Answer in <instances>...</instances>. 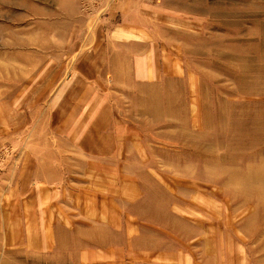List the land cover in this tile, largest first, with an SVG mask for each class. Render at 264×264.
Returning a JSON list of instances; mask_svg holds the SVG:
<instances>
[{"label": "rangeland", "instance_id": "1", "mask_svg": "<svg viewBox=\"0 0 264 264\" xmlns=\"http://www.w3.org/2000/svg\"><path fill=\"white\" fill-rule=\"evenodd\" d=\"M0 137V264H264V0H0Z\"/></svg>", "mask_w": 264, "mask_h": 264}, {"label": "crops", "instance_id": "2", "mask_svg": "<svg viewBox=\"0 0 264 264\" xmlns=\"http://www.w3.org/2000/svg\"><path fill=\"white\" fill-rule=\"evenodd\" d=\"M1 138V137H0ZM0 141H1V139H0ZM11 165H14V162H13V164H11ZM18 165V164H17ZM46 178V177H45ZM41 179H42V176H41V174H40V176H39V180L41 181Z\"/></svg>", "mask_w": 264, "mask_h": 264}, {"label": "bare ground", "instance_id": "3", "mask_svg": "<svg viewBox=\"0 0 264 264\" xmlns=\"http://www.w3.org/2000/svg\"><path fill=\"white\" fill-rule=\"evenodd\" d=\"M98 244V243H97Z\"/></svg>", "mask_w": 264, "mask_h": 264}]
</instances>
